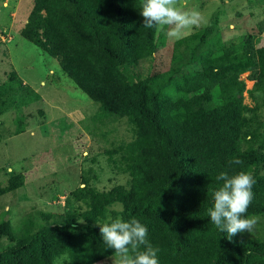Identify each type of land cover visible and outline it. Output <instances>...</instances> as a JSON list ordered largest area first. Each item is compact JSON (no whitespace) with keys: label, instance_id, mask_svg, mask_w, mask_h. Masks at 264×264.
Masks as SVG:
<instances>
[{"label":"trees","instance_id":"16d2710c","mask_svg":"<svg viewBox=\"0 0 264 264\" xmlns=\"http://www.w3.org/2000/svg\"><path fill=\"white\" fill-rule=\"evenodd\" d=\"M142 0H34L21 36L54 58L76 87L99 104L100 124L124 122L131 135L106 151L128 186L100 191L83 176L73 197L83 212L38 213L52 221L40 230L15 232L0 223V264H97L114 256L97 224L113 207L137 219L159 248V264H264V225L259 235L230 239L211 223L208 209L222 185L217 175L251 172L256 180L247 217L264 224V120L262 105L245 104L248 91L264 97V46L251 35L239 43L209 41L211 28L174 43L172 66L153 72L157 31L143 28ZM264 27L262 28V30ZM209 43L211 46L204 49ZM0 86L3 99L24 86L13 70ZM23 120L16 134L24 132ZM105 134V133H104ZM106 134L104 135V137ZM233 159L242 164H230ZM25 184L22 174L0 185V198ZM91 228L78 232V225ZM25 225V224H24Z\"/></svg>","mask_w":264,"mask_h":264},{"label":"rangeland","instance_id":"374dc122","mask_svg":"<svg viewBox=\"0 0 264 264\" xmlns=\"http://www.w3.org/2000/svg\"><path fill=\"white\" fill-rule=\"evenodd\" d=\"M33 7L34 0H0V86L9 82L13 70L24 83L3 99L0 110V185H8L20 174L25 181L22 188L0 198V223L11 222L15 232L26 226L36 231L52 223L38 213L56 216L85 211L73 197L84 187L85 175L100 191L128 186L130 180L106 155L114 144L131 139L127 125L100 124L95 118L99 104L76 87L54 58L21 36ZM193 9L203 14L205 22L187 36L208 27L212 31L209 41L221 38L227 44L239 43L251 35L257 47L264 46V0H187L186 10ZM165 31L157 32L153 72L172 66L177 40ZM249 75L241 77L246 82L245 104L262 105L264 120V97H250L254 82ZM21 119L24 132L17 135ZM113 209L111 217L121 218L122 208ZM262 225L257 220L245 235L256 237ZM84 227L78 225V232L91 231ZM8 245L7 238L0 240V250ZM64 258L57 264H64ZM97 264L114 262L111 257Z\"/></svg>","mask_w":264,"mask_h":264},{"label":"clouds","instance_id":"9594fccd","mask_svg":"<svg viewBox=\"0 0 264 264\" xmlns=\"http://www.w3.org/2000/svg\"><path fill=\"white\" fill-rule=\"evenodd\" d=\"M187 0H142L140 14L143 28L165 31L169 38L177 41L199 28L204 16L199 10H186ZM230 164H242L233 159ZM216 180L222 185L214 192V204L208 209L210 221L228 238L249 232L257 224L256 217H247L253 199L256 180L251 172L240 171L235 175L220 172ZM107 249L114 252V264H159V248L149 242L148 228L135 218L125 221L120 217L97 224Z\"/></svg>","mask_w":264,"mask_h":264}]
</instances>
